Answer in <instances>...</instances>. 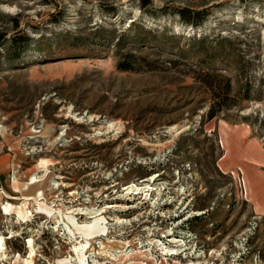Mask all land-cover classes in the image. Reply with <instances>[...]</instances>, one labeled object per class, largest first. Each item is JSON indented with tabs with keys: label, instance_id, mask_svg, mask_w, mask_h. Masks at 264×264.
I'll use <instances>...</instances> for the list:
<instances>
[{
	"label": "rangeland",
	"instance_id": "1",
	"mask_svg": "<svg viewBox=\"0 0 264 264\" xmlns=\"http://www.w3.org/2000/svg\"><path fill=\"white\" fill-rule=\"evenodd\" d=\"M1 35L0 264H264L221 136L264 149V0H0Z\"/></svg>",
	"mask_w": 264,
	"mask_h": 264
},
{
	"label": "crops",
	"instance_id": "2",
	"mask_svg": "<svg viewBox=\"0 0 264 264\" xmlns=\"http://www.w3.org/2000/svg\"><path fill=\"white\" fill-rule=\"evenodd\" d=\"M250 129L248 126L237 125L233 127L224 126L222 128L221 136L223 139L225 157L228 154L231 155L232 152H236V160H225L224 164L228 170L233 168L240 169L243 172L247 197L252 203L255 213L264 216V202L259 198V188L257 186V181L264 182V149L260 146L256 139H250L249 137ZM230 142L229 144L227 143ZM239 145L238 149L233 146ZM256 150L258 158L251 156L250 154H245L244 149ZM241 152L238 156L237 151ZM8 164L0 163V169L6 167ZM4 204V203H3Z\"/></svg>",
	"mask_w": 264,
	"mask_h": 264
},
{
	"label": "trees",
	"instance_id": "3",
	"mask_svg": "<svg viewBox=\"0 0 264 264\" xmlns=\"http://www.w3.org/2000/svg\"><path fill=\"white\" fill-rule=\"evenodd\" d=\"M3 39H4V36H0V44L2 43V41H3Z\"/></svg>",
	"mask_w": 264,
	"mask_h": 264
},
{
	"label": "built area",
	"instance_id": "4",
	"mask_svg": "<svg viewBox=\"0 0 264 264\" xmlns=\"http://www.w3.org/2000/svg\"><path fill=\"white\" fill-rule=\"evenodd\" d=\"M242 185H243V187H244V191L246 192V190H245V182H244V180H242Z\"/></svg>",
	"mask_w": 264,
	"mask_h": 264
},
{
	"label": "bare ground",
	"instance_id": "5",
	"mask_svg": "<svg viewBox=\"0 0 264 264\" xmlns=\"http://www.w3.org/2000/svg\"><path fill=\"white\" fill-rule=\"evenodd\" d=\"M35 178L33 177L32 180H34ZM28 200V199H27ZM30 200V199H29Z\"/></svg>",
	"mask_w": 264,
	"mask_h": 264
}]
</instances>
